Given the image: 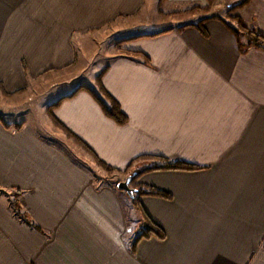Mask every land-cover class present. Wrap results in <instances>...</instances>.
Here are the masks:
<instances>
[{"label":"crops","instance_id":"crops-1","mask_svg":"<svg viewBox=\"0 0 264 264\" xmlns=\"http://www.w3.org/2000/svg\"><path fill=\"white\" fill-rule=\"evenodd\" d=\"M206 3L164 0L168 12ZM154 12V0H0V264H264V48H241L218 15L202 29L199 19L149 30ZM239 15L264 35V0ZM91 32L127 38L100 73L129 121L105 115L80 84L42 104L50 128L7 127L19 121L5 103L67 83L60 73L80 64ZM54 102L53 115L115 168L139 171L156 156L197 168L142 173V186L166 195L134 202L98 181L93 155L49 116ZM15 190L37 227L14 214ZM146 216L164 237L135 241Z\"/></svg>","mask_w":264,"mask_h":264},{"label":"rangeland","instance_id":"rangeland-1","mask_svg":"<svg viewBox=\"0 0 264 264\" xmlns=\"http://www.w3.org/2000/svg\"><path fill=\"white\" fill-rule=\"evenodd\" d=\"M154 1L155 12L153 14L146 15L150 26L149 30L154 29L155 27L169 25V23H171V25H177L186 22H197L199 19H202V17L207 15H215V17H217L216 15L223 16L233 25L239 26L240 28L239 22L235 16L238 15L242 17L239 15V10L246 6L245 5L239 8L236 7L241 0H207L206 4H195L185 8H172V11L168 12L170 10H168L167 5L164 4V0ZM83 45L84 50L81 55L80 64L73 70L60 73L61 79L59 78V80L62 82L66 81L67 83L60 87H55L51 91L44 89L37 93L35 92L34 94H31L32 97L30 100L28 99L27 93L22 95L17 94L15 97V99L17 98L16 101L10 102L8 106H6V103L4 107L1 106L3 110H5V117L8 119H18L17 121L19 122L25 120L35 125L37 128L47 129L50 128L52 124L47 119L45 110L42 107V104L46 102V99L49 100L52 99L51 97H57L56 95L59 96L64 93H69L74 87L78 88L80 84L81 86L87 85L99 92L97 75L102 72L104 67L109 63L110 55L112 52L118 50L119 46L117 48L116 39L112 40L110 36L92 32L87 34ZM10 106L12 108H9ZM51 109H53V107ZM7 113L9 115H7ZM54 124L62 128L67 137L74 139L66 131V127L61 122H54ZM57 141L59 140L57 139ZM80 146L82 145L80 144ZM82 148L85 152L89 153L85 147L82 146ZM91 158L94 161L87 163V165L92 167L94 175L97 177L98 181H101V183L108 181L117 185L120 180L125 179L128 175L121 172L117 173V171H107L102 165L98 164L94 156H91ZM81 160L84 161L83 159Z\"/></svg>","mask_w":264,"mask_h":264},{"label":"trees","instance_id":"trees-1","mask_svg":"<svg viewBox=\"0 0 264 264\" xmlns=\"http://www.w3.org/2000/svg\"><path fill=\"white\" fill-rule=\"evenodd\" d=\"M250 2H251V0H241L236 5V7H238V8L243 7L245 5H248ZM235 18L238 20L240 28H239V26H235V25H233L232 28L238 37L241 48H244L245 50L249 49L251 47L264 48V35L258 31H256V30L250 29L244 23V20L242 17L236 15ZM203 21H204V19H202L201 21L194 23V24L202 29ZM185 25H187V24H185ZM188 25H190V24H188ZM126 39H127L126 37L116 39L117 46H120L124 41H126ZM97 80H98V84H99V92H97L93 88L87 87V89H89L92 92V94L95 96L96 100L100 104L105 115H107L109 118L116 121L118 124H121V125L126 124L129 121V117L123 111L120 103L102 85L101 73H99L97 75ZM82 87H85V86H80L78 89H80ZM56 105H57V102L49 104L47 106V110H48L49 116L52 118V120L54 122L58 123L60 121L53 115V113L51 111L52 110L51 108L56 106ZM5 124L7 125V127H14L17 129L23 126V123H21V122H15V123H6L5 122ZM66 131L72 137L76 138L77 142L80 143L83 147H85V149L95 157V160L98 162V164L102 165L107 171H111V172L117 171V172H121V173L123 172L125 174L133 173V171H131V169H130L131 166H128L125 170H121L119 168H115V167L105 163L103 160H101L97 157V155L93 152V150H91V148L84 141L77 138V136H75L67 128H66ZM156 158H158L160 160V163L151 164L150 166L137 171V175L131 181V186L138 189V191L135 193V196L132 198V199H134V202H136L137 196L142 195V194L166 195L163 191H161L159 189L147 188L146 186H142L138 182V178L140 177V175L142 173L149 171V170H156V169H171V168H173V169H193V168H197L196 165H193V164H191L187 161H184V160H172V159H170L168 157H164V156H156ZM20 192H21L20 190H15L14 191V198L11 200V206H12V209L14 211V214L17 217L25 220L27 223H29L33 226H36V224L34 222H32V220L30 219L28 214L22 209V206L19 203L18 195L20 194ZM146 220H147V226L142 227L139 230V232L135 236V241H137L143 237H150L153 234H155L159 237H164V232L159 225L155 224L152 220H150V218L148 216H146Z\"/></svg>","mask_w":264,"mask_h":264},{"label":"water","instance_id":"water-1","mask_svg":"<svg viewBox=\"0 0 264 264\" xmlns=\"http://www.w3.org/2000/svg\"><path fill=\"white\" fill-rule=\"evenodd\" d=\"M137 175V171H134L133 173H130L126 176L125 179L120 180L117 183V187L120 190H123L129 194L132 198L135 196V193L138 191L137 188L131 186V181L135 178Z\"/></svg>","mask_w":264,"mask_h":264}]
</instances>
